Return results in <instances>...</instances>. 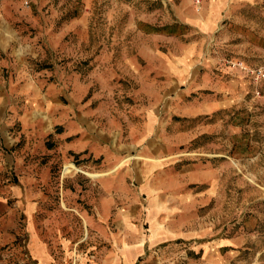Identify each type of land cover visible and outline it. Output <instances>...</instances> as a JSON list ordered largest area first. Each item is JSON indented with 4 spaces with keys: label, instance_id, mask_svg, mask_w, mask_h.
Segmentation results:
<instances>
[{
    "label": "rangeland",
    "instance_id": "obj_1",
    "mask_svg": "<svg viewBox=\"0 0 264 264\" xmlns=\"http://www.w3.org/2000/svg\"><path fill=\"white\" fill-rule=\"evenodd\" d=\"M0 83L2 252L264 264V0H0Z\"/></svg>",
    "mask_w": 264,
    "mask_h": 264
},
{
    "label": "crops",
    "instance_id": "obj_2",
    "mask_svg": "<svg viewBox=\"0 0 264 264\" xmlns=\"http://www.w3.org/2000/svg\"><path fill=\"white\" fill-rule=\"evenodd\" d=\"M5 91L7 90L4 83H0V106L4 107L7 104ZM4 157L7 159L6 156ZM5 169L6 167L3 171L8 173V170ZM8 190H12V187ZM37 208L38 206L33 209V205L30 204L27 212H25L27 215V245L25 252H2L0 250V264H73L71 260H74V264H78L80 262L79 258L84 257V255L79 256L77 252H68L69 254L62 255L55 246L57 243L54 240L47 239L48 237L45 238L44 232L46 230L43 227L49 224V220L34 216L38 211ZM102 219L106 221L105 218ZM121 222L124 225L133 226L132 220L129 218L121 219ZM115 225H119V218H116ZM133 232L134 230L130 229L123 242L119 243V237L116 238L112 250H104L98 257L93 256V259H95L93 264H163L159 253L148 249L146 243H141L140 235ZM137 232L139 231L137 230ZM202 252H206L203 247L199 249V253ZM205 256H208V254ZM88 262L91 263L90 258L85 260V264H88Z\"/></svg>",
    "mask_w": 264,
    "mask_h": 264
},
{
    "label": "built area",
    "instance_id": "obj_3",
    "mask_svg": "<svg viewBox=\"0 0 264 264\" xmlns=\"http://www.w3.org/2000/svg\"><path fill=\"white\" fill-rule=\"evenodd\" d=\"M194 2L199 7L202 5V0H194Z\"/></svg>",
    "mask_w": 264,
    "mask_h": 264
}]
</instances>
